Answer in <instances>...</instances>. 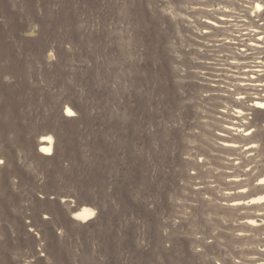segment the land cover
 <instances>
[{"label":"rangeland","instance_id":"374dc122","mask_svg":"<svg viewBox=\"0 0 264 264\" xmlns=\"http://www.w3.org/2000/svg\"><path fill=\"white\" fill-rule=\"evenodd\" d=\"M257 102L264 0H0V264H264Z\"/></svg>","mask_w":264,"mask_h":264},{"label":"bare ground","instance_id":"6f19581e","mask_svg":"<svg viewBox=\"0 0 264 264\" xmlns=\"http://www.w3.org/2000/svg\"><path fill=\"white\" fill-rule=\"evenodd\" d=\"M30 32L27 34L28 36L31 35ZM256 106L264 107V102H257ZM65 114L67 116H73L75 113L71 108H66ZM53 141H54V138L52 135H46V136L42 137V139H41L42 144L40 145V148H39L40 152L47 154V155H50L53 152ZM258 184H264V177H262L258 180ZM260 198H263V196H261ZM233 203L236 204V203H240V202H233ZM94 214H95V210L93 208L83 206L78 211L73 212L72 217L75 220L84 223V222H87L90 219H92L94 217Z\"/></svg>","mask_w":264,"mask_h":264}]
</instances>
